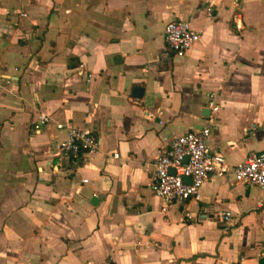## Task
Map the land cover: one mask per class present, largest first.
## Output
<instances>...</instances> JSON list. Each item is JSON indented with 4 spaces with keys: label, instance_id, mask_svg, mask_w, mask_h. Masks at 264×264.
Listing matches in <instances>:
<instances>
[{
    "label": "crops",
    "instance_id": "1",
    "mask_svg": "<svg viewBox=\"0 0 264 264\" xmlns=\"http://www.w3.org/2000/svg\"><path fill=\"white\" fill-rule=\"evenodd\" d=\"M176 17L199 35L180 57ZM208 119L228 165L264 149V0H0V264H264V188L212 177L164 212L149 189ZM57 122L97 150L69 166Z\"/></svg>",
    "mask_w": 264,
    "mask_h": 264
},
{
    "label": "built area",
    "instance_id": "2",
    "mask_svg": "<svg viewBox=\"0 0 264 264\" xmlns=\"http://www.w3.org/2000/svg\"><path fill=\"white\" fill-rule=\"evenodd\" d=\"M18 15L24 14L18 12ZM238 20L239 16L235 14L234 22L237 27ZM162 32L168 49L178 57L182 56L199 36L187 20L179 17L165 22ZM204 106L209 113L217 111L218 104L215 102L214 92L207 95ZM37 120L46 123L49 116L39 112ZM54 127L65 131V136L59 144V152L67 159L69 166H76L97 150L98 139L88 129L61 122L54 123ZM211 127L212 123L208 119L199 129L172 136L152 160L149 189L161 200V212L169 205H179L189 199H197L200 186L212 177L229 175L235 183L264 188V149L250 152L241 162L228 165L222 154L213 151L209 145ZM110 155L112 158H118L116 152ZM170 169L172 172H169ZM184 176L188 177V182L183 180ZM218 215L221 220L228 218V212H220ZM235 264H242L241 258H238Z\"/></svg>",
    "mask_w": 264,
    "mask_h": 264
},
{
    "label": "water",
    "instance_id": "3",
    "mask_svg": "<svg viewBox=\"0 0 264 264\" xmlns=\"http://www.w3.org/2000/svg\"><path fill=\"white\" fill-rule=\"evenodd\" d=\"M140 95H141V88L138 87V86H133L132 89H131V96H133V97H139ZM207 113H208V109L205 108L204 114H207ZM184 161H186V157L184 158ZM169 172H172V169H170ZM182 178L186 182L189 181L188 177H185L184 176ZM96 199H97L96 197L93 198V200H95V201H96Z\"/></svg>",
    "mask_w": 264,
    "mask_h": 264
}]
</instances>
